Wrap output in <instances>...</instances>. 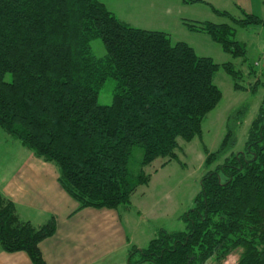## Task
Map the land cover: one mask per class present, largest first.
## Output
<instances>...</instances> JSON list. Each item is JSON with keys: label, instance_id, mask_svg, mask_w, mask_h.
Segmentation results:
<instances>
[{"label": "trees", "instance_id": "1", "mask_svg": "<svg viewBox=\"0 0 264 264\" xmlns=\"http://www.w3.org/2000/svg\"><path fill=\"white\" fill-rule=\"evenodd\" d=\"M184 1H202L228 17L231 23H183L209 34L234 58H246L237 27L264 25V18L240 6L236 16L205 0ZM97 37L106 49L101 57L92 52ZM220 67L234 89H247L232 61L217 63L165 31L132 26L102 0H0V128L58 167L59 182L78 209L132 208V195L151 180L144 167L158 157L167 158L163 165L178 159L180 138H202L203 120L223 96L214 81ZM108 78L116 80L113 99L101 104L99 90ZM243 113L228 116L216 150L204 145V164L218 163L182 215L186 228L160 229L146 246L131 244L128 264H205L211 258L221 264L237 250L235 264H264V99L245 149L235 150L233 121ZM55 231L54 216L35 226L0 191L4 251H24L33 264H46L40 242Z\"/></svg>", "mask_w": 264, "mask_h": 264}, {"label": "rangeland", "instance_id": "2", "mask_svg": "<svg viewBox=\"0 0 264 264\" xmlns=\"http://www.w3.org/2000/svg\"><path fill=\"white\" fill-rule=\"evenodd\" d=\"M102 1L110 11L132 26L165 31L173 42L185 41L197 54L209 56L217 63L232 61L235 68L242 70L239 80L247 87L246 90L234 89L232 77L224 67H220L215 73L214 81L221 88L223 96L203 120L202 138L196 136L191 141L180 138L181 148L177 150L178 159H172L163 165L167 158L158 157L144 167L145 171L151 174V180L148 184L141 185L132 199L136 208L148 211V215L142 218L141 225L137 228L138 235L135 238V242L143 247L157 235L160 229L186 228L182 215L193 206L195 195L201 189L203 175L215 168L218 163L215 162L211 166L204 164L207 157L204 145L210 151L218 148L227 131L228 116L237 110H243L244 113L233 121L237 139L234 149H245L250 124L258 115L264 99V25L237 27L235 39L244 42L247 47L246 58L243 60L242 57L234 58L231 53L224 51L209 34L191 30L183 23L189 20L231 23L228 17L217 14L207 3L184 2V0ZM205 1L236 16L242 15L240 6L264 18V0ZM91 47L92 52L98 57L106 54L104 43L99 37L91 41ZM251 68L256 70V76L249 74ZM5 78L10 80L11 74L7 73ZM257 79L260 83L255 90H252ZM115 86L116 80L113 78L104 81L99 90V103L111 104ZM4 132L0 128V181L3 180L5 173H9L14 165L24 159L25 152L29 150L19 140L10 138ZM136 149V156L140 161L142 152L140 148L136 147ZM122 214L125 218L123 210ZM239 255L240 250H237L221 264H235ZM205 264H216V258H211Z\"/></svg>", "mask_w": 264, "mask_h": 264}, {"label": "crops", "instance_id": "3", "mask_svg": "<svg viewBox=\"0 0 264 264\" xmlns=\"http://www.w3.org/2000/svg\"><path fill=\"white\" fill-rule=\"evenodd\" d=\"M27 151L7 170L0 191L15 203L19 217L35 226L55 217V233L40 242L46 264H128V247H142L135 238L148 211L136 208L133 200L130 209H78L79 203L59 182L58 167ZM0 264L33 263L26 252H7L0 245Z\"/></svg>", "mask_w": 264, "mask_h": 264}]
</instances>
